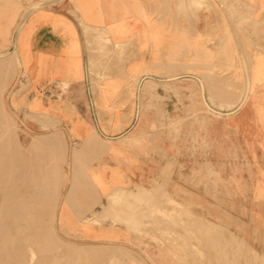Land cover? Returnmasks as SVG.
I'll use <instances>...</instances> for the list:
<instances>
[{
  "label": "rangeland",
  "instance_id": "obj_1",
  "mask_svg": "<svg viewBox=\"0 0 264 264\" xmlns=\"http://www.w3.org/2000/svg\"><path fill=\"white\" fill-rule=\"evenodd\" d=\"M60 1L0 0V264H264V0L136 2L116 53L149 57L86 81L83 112L4 56ZM105 87L133 111L96 108Z\"/></svg>",
  "mask_w": 264,
  "mask_h": 264
},
{
  "label": "crops",
  "instance_id": "obj_2",
  "mask_svg": "<svg viewBox=\"0 0 264 264\" xmlns=\"http://www.w3.org/2000/svg\"><path fill=\"white\" fill-rule=\"evenodd\" d=\"M140 1L143 0H63L32 12L19 32L16 44L15 53L22 73L28 74L35 89L50 83H69L70 92L65 97L80 99L75 106L83 112L84 107L89 108L82 101L86 81L133 80L116 77V67L140 66L148 59L147 52H137L134 57L133 47L128 48L124 56V59H130L128 62H119L116 53V43H131L148 31L133 13L134 4ZM105 35L112 45L102 48L100 40L105 39ZM163 53L159 54L162 59ZM96 98V108L104 114L133 111L132 97L118 94L113 87L103 88ZM143 105L144 100H141ZM42 106L45 112L60 114L67 122L63 116L68 113L67 104L54 100L46 101ZM240 114L236 112L234 117ZM71 126L85 128L86 134L82 137L88 136L89 125L75 122Z\"/></svg>",
  "mask_w": 264,
  "mask_h": 264
},
{
  "label": "water",
  "instance_id": "obj_3",
  "mask_svg": "<svg viewBox=\"0 0 264 264\" xmlns=\"http://www.w3.org/2000/svg\"><path fill=\"white\" fill-rule=\"evenodd\" d=\"M15 36H16V34H15ZM17 39H18V37H17ZM16 41H17V40H16ZM16 41H15V39H14L11 48L9 49V51H8L7 53L4 54V56H7V55L11 54V53L15 50V48H16V44H17Z\"/></svg>",
  "mask_w": 264,
  "mask_h": 264
},
{
  "label": "bare ground",
  "instance_id": "obj_4",
  "mask_svg": "<svg viewBox=\"0 0 264 264\" xmlns=\"http://www.w3.org/2000/svg\"><path fill=\"white\" fill-rule=\"evenodd\" d=\"M263 42V41H262Z\"/></svg>",
  "mask_w": 264,
  "mask_h": 264
}]
</instances>
